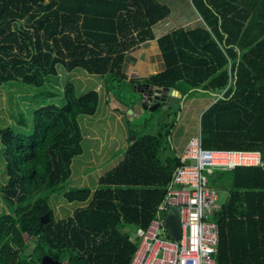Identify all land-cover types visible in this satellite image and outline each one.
Here are the masks:
<instances>
[{
    "label": "trees",
    "instance_id": "16d2710c",
    "mask_svg": "<svg viewBox=\"0 0 264 264\" xmlns=\"http://www.w3.org/2000/svg\"><path fill=\"white\" fill-rule=\"evenodd\" d=\"M199 2L210 30L178 29L158 38L165 71L147 84L184 95L225 90L200 117L202 147L262 152L264 37L243 43L240 13L227 19L221 0ZM168 13L156 0H0V85L41 88L61 65L65 72L108 77V93L129 109L136 83L125 82L123 57L151 41L152 27ZM62 99V107L33 112L28 135L0 130L6 178L0 193L14 209L0 215V264H40L45 255L63 264H129L139 238L124 226L136 232L147 227L180 163L170 143L179 109L172 122L159 124L156 135L129 131L123 160L93 194L87 189L62 194L67 203L89 204L55 221L48 195L69 182L71 161L82 153L76 118L92 116L97 106L95 92L76 98L70 84ZM208 181L227 194L210 218L218 233L217 264H264V169H213Z\"/></svg>",
    "mask_w": 264,
    "mask_h": 264
},
{
    "label": "crops",
    "instance_id": "0c3cea01",
    "mask_svg": "<svg viewBox=\"0 0 264 264\" xmlns=\"http://www.w3.org/2000/svg\"><path fill=\"white\" fill-rule=\"evenodd\" d=\"M156 1L168 8L167 17L152 27L153 39L151 41L144 42L138 48L125 53L121 65V74L125 77V82L136 83L137 87L148 85L147 81L151 77L165 71V64L156 44L158 38L178 29L183 31H191L197 28L210 30L206 21L198 13L199 0ZM221 6H223L222 12L227 13V19H232L239 13L241 14L240 18L244 19V22L241 21L243 23V43L249 44L264 37V0H221ZM100 91V84H97L94 90L88 91L95 92L97 95V106L94 114L90 117L78 116L76 118L82 138V153L71 161V176L68 182L72 190L87 189L91 194L96 191L99 180L123 160L125 149L129 143V131L125 126L126 122L131 123L143 115L141 108L134 103V99L139 100V96L135 92L133 96H128V99L133 101L131 103H134L128 109L106 91L100 96ZM175 91L181 96L184 107L187 96L192 92L184 95L181 91ZM88 92H84L78 97ZM61 94L63 95V89ZM61 100L63 101V99ZM194 102L191 99L189 103L193 104ZM128 111H130L129 114H127ZM175 134L174 137L180 150L176 153L179 156L187 140L183 142L178 131ZM89 202L90 200L83 204L76 203L77 208H85Z\"/></svg>",
    "mask_w": 264,
    "mask_h": 264
},
{
    "label": "built area",
    "instance_id": "2783aa9c",
    "mask_svg": "<svg viewBox=\"0 0 264 264\" xmlns=\"http://www.w3.org/2000/svg\"><path fill=\"white\" fill-rule=\"evenodd\" d=\"M231 82L230 77L227 87ZM178 157L180 163L173 171L163 200L147 227L136 232L139 244L129 264H217L218 233L210 218L220 205L216 190L209 186L208 176L212 169L229 171L238 166L264 165L261 151L204 149L200 125L198 133L187 140ZM171 208L179 210L181 237L178 240L166 236L164 222Z\"/></svg>",
    "mask_w": 264,
    "mask_h": 264
},
{
    "label": "rangeland",
    "instance_id": "374dc122",
    "mask_svg": "<svg viewBox=\"0 0 264 264\" xmlns=\"http://www.w3.org/2000/svg\"><path fill=\"white\" fill-rule=\"evenodd\" d=\"M110 80L108 77L89 76L80 70L65 72L61 65L57 66L56 76L47 78L45 84L41 88H33L24 86L19 82H6L0 85V129L9 128L13 133L28 135L33 129V111L47 105L62 106L61 91L63 87L70 84L74 89L75 97L84 92L92 91L97 84H100V96L107 90ZM122 89H120L121 91ZM119 91V92H120ZM108 93V90H107ZM189 96V97H188ZM187 96L184 107L180 106L160 107L153 112H143L142 118L134 119L131 123L126 122V128L130 132H136L138 136L156 135L161 126L174 120V113L179 109V113L175 118L174 130L171 133L172 139L170 143L175 150L179 152L176 138V132H179L180 139L184 142L191 136L198 133L200 125V117L217 100V94H206L203 92L190 93ZM126 98V96L124 95ZM128 99V98H127ZM194 100L193 104L189 103ZM130 100V99H129ZM58 102V103H57ZM191 104V105H190ZM40 106V107H39ZM167 108V109H166ZM128 111L127 114H129ZM170 112V113H169ZM171 117L165 121L166 114ZM143 120H151L150 123L144 124ZM213 170V169H212ZM6 178L4 175V163L0 145V190L5 185ZM72 190L68 183L61 185L56 192L49 194L48 203L53 211V218L58 220H66L71 214L79 209L77 204L67 203L63 198V192ZM217 204L221 205L226 199V190H216ZM11 206L7 205L1 197L0 193V215L13 214ZM124 231L129 234H136L135 229L124 226ZM26 238V237H24ZM31 249V248H30ZM37 258V255L34 257Z\"/></svg>",
    "mask_w": 264,
    "mask_h": 264
},
{
    "label": "water",
    "instance_id": "95a60500",
    "mask_svg": "<svg viewBox=\"0 0 264 264\" xmlns=\"http://www.w3.org/2000/svg\"><path fill=\"white\" fill-rule=\"evenodd\" d=\"M134 92L139 96V100H135V104L141 108L143 112H153L160 107L179 106L181 96L173 89L154 88L150 85H140L134 88ZM131 104V105H134ZM264 160V150L262 151ZM264 169V165L262 166ZM49 222L48 216L41 219V224L46 225ZM166 236L172 240H178L181 237V225L178 208H171L165 217ZM40 264H63L61 261L53 259L51 256H43Z\"/></svg>",
    "mask_w": 264,
    "mask_h": 264
}]
</instances>
